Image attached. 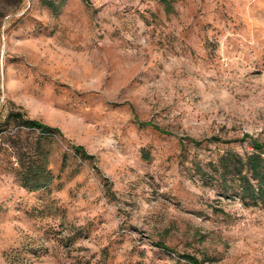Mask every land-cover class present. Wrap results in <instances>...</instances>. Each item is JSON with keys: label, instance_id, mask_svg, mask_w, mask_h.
<instances>
[{"label": "rangeland", "instance_id": "rangeland-1", "mask_svg": "<svg viewBox=\"0 0 264 264\" xmlns=\"http://www.w3.org/2000/svg\"><path fill=\"white\" fill-rule=\"evenodd\" d=\"M169 1L0 0V115L59 131L19 130L32 192L0 132V264H264V207L214 171L264 143V0Z\"/></svg>", "mask_w": 264, "mask_h": 264}, {"label": "trees", "instance_id": "trees-1", "mask_svg": "<svg viewBox=\"0 0 264 264\" xmlns=\"http://www.w3.org/2000/svg\"><path fill=\"white\" fill-rule=\"evenodd\" d=\"M46 5H51V0H44ZM88 2V0H84ZM161 2L167 12L172 11V5L169 0H158ZM159 129L152 123H145ZM38 130L40 136H47L53 133H59L55 128L39 122L38 120L28 118L23 112L11 108L5 117L0 115V132L2 135V144L6 145V150H10L16 161L12 168L20 184L27 191H38L47 188L52 180L53 174L49 168L48 154L43 150L40 136L28 147L20 145L19 130ZM249 137L245 134L243 138ZM194 144L196 140L190 139ZM252 151L244 156L228 150L219 161L218 167L214 170L218 174L219 182L223 193H228L234 188L235 193L247 206L264 207V143L256 139H250ZM73 149L82 159H93V156L87 154L81 146H73ZM169 250L166 246H161ZM188 264H203V262L191 255L182 254Z\"/></svg>", "mask_w": 264, "mask_h": 264}]
</instances>
